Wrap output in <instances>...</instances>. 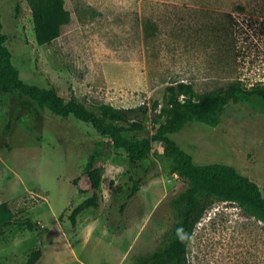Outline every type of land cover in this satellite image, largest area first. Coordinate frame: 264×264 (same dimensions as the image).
Listing matches in <instances>:
<instances>
[{
  "label": "rangeland",
  "instance_id": "rangeland-1",
  "mask_svg": "<svg viewBox=\"0 0 264 264\" xmlns=\"http://www.w3.org/2000/svg\"><path fill=\"white\" fill-rule=\"evenodd\" d=\"M0 3L23 79L54 87L67 102L153 107L180 81L193 83L199 96L231 85L264 87V0H65L71 22L44 45L28 0ZM164 121L150 110L147 134ZM170 137L196 164L232 165L264 195L260 106L231 103L218 126L194 120ZM96 147L104 168L99 206L74 225L73 210L93 194L86 170ZM164 150L155 142L149 158L133 160L91 124L0 85V204L15 214L0 227V264H27L38 248L44 258L37 264L49 262L56 224L75 249L57 264H138L164 249L177 222L171 201L189 185ZM188 257L190 264H264V221L235 202H217L198 224Z\"/></svg>",
  "mask_w": 264,
  "mask_h": 264
},
{
  "label": "trees",
  "instance_id": "trees-1",
  "mask_svg": "<svg viewBox=\"0 0 264 264\" xmlns=\"http://www.w3.org/2000/svg\"><path fill=\"white\" fill-rule=\"evenodd\" d=\"M36 24V37L44 45L57 39L71 22V14L65 7V0H28ZM19 10V7L18 9ZM3 11L0 3V85L5 93L20 92L34 100L42 109H48L61 117L74 116L91 124L101 135L111 138L117 149L124 150L133 160L150 157L155 142L165 144L164 153L173 159L179 173L189 180V185L171 205L177 219L174 236L170 244L159 252L147 256L138 264H190L189 246L198 224L207 211L217 202H235L245 213L264 221V195L260 185L241 174L234 166L222 163L198 165L193 156L183 150L170 134L179 132L187 123L200 121L218 126L222 115L231 103L246 101L264 109V87L246 89L231 85L224 93L199 96L193 83L180 81L169 85L163 102H155L153 107H117L110 103H100L95 109L72 97L66 101L54 87H43L27 83L20 69L13 62V53L8 47V35L4 32ZM150 110L158 112L165 121L157 132L148 135L147 116ZM12 126V122L9 127ZM136 133H146L138 137ZM103 149L96 147L90 153L87 175L91 181L93 194L78 205L71 214L73 224H77L80 213L90 207H98L104 168L98 165ZM140 181L135 182L134 192ZM15 214L8 203L0 204V227L13 223ZM27 224L33 230L29 219ZM42 248L34 250L27 264H37L43 257Z\"/></svg>",
  "mask_w": 264,
  "mask_h": 264
},
{
  "label": "crops",
  "instance_id": "crops-1",
  "mask_svg": "<svg viewBox=\"0 0 264 264\" xmlns=\"http://www.w3.org/2000/svg\"><path fill=\"white\" fill-rule=\"evenodd\" d=\"M55 241H53L51 247H54V250L51 253V259L47 263L43 264H57L63 255L66 253H69L70 250L74 251V246L71 242V240L67 237L65 231L63 228L59 225L56 224L55 226ZM52 249V248H51ZM44 254L43 257L40 259V261L43 262ZM78 256H76V259ZM77 264H86L83 260L82 261H75Z\"/></svg>",
  "mask_w": 264,
  "mask_h": 264
}]
</instances>
